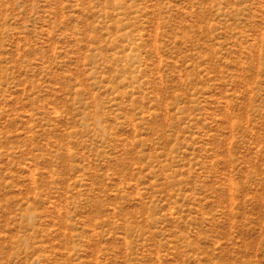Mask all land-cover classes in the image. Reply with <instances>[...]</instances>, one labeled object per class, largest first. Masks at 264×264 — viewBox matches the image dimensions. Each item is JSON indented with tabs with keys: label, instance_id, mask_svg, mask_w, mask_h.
Instances as JSON below:
<instances>
[{
	"label": "rangeland",
	"instance_id": "374dc122",
	"mask_svg": "<svg viewBox=\"0 0 264 264\" xmlns=\"http://www.w3.org/2000/svg\"><path fill=\"white\" fill-rule=\"evenodd\" d=\"M0 264H264V0H0Z\"/></svg>",
	"mask_w": 264,
	"mask_h": 264
}]
</instances>
